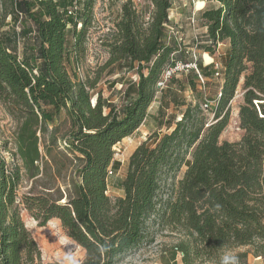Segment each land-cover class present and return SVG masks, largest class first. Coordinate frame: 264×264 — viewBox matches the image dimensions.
<instances>
[{
  "label": "trees",
  "instance_id": "1",
  "mask_svg": "<svg viewBox=\"0 0 264 264\" xmlns=\"http://www.w3.org/2000/svg\"><path fill=\"white\" fill-rule=\"evenodd\" d=\"M213 1L215 7L201 12L206 30L196 46L209 55L226 42L228 53L214 104L204 108L198 96L193 102L183 96L186 87L196 89L194 71L173 76L165 90L157 86L179 57L166 30L171 0H148L141 10L125 0L105 44L109 56L92 77L77 69L93 0H83L75 16L67 14L72 0H0V101L16 122L12 147L2 144L10 160L0 154V264H41L22 211L40 226L58 219L85 250L81 264H117L151 241L153 224L178 235L168 253L172 261L181 254L182 264L264 257V0ZM18 13L36 26L39 64L33 44L19 57L18 33L3 28L8 16L17 22ZM115 67L137 75L124 81L119 106L101 90L94 93L103 72ZM241 77L243 134L220 141ZM157 93L158 128L165 131L135 147L118 182L122 194L111 198L114 147L144 123ZM169 107L178 114H166ZM242 246L249 250L223 256Z\"/></svg>",
  "mask_w": 264,
  "mask_h": 264
},
{
  "label": "rangeland",
  "instance_id": "2",
  "mask_svg": "<svg viewBox=\"0 0 264 264\" xmlns=\"http://www.w3.org/2000/svg\"><path fill=\"white\" fill-rule=\"evenodd\" d=\"M125 0H93L91 10V22L86 29L84 50L78 63L77 73L79 76H93V72L107 60L109 54L107 52L106 42L111 39L113 25L120 15L121 5ZM136 10L142 8L148 9V0H132ZM217 4L213 0H171V8L169 9L170 24L166 26L168 39H173L179 49V57L177 60H187L193 56L201 59L202 68L207 73L202 75L203 83L198 79L196 89L191 90L186 87L183 96L187 101H195L198 96L204 104L212 105L217 97L220 81L212 75L213 67L218 66L222 70L228 53V45L226 42L217 44L213 54H206L202 49L195 47V39L198 44L204 43L205 27L200 20L201 12L207 8L215 7ZM23 18L13 23L11 17H7L4 30L8 31L14 27L18 38L15 43V51L19 57H22L26 47H32V52L36 56V63L39 64L37 46L39 42L38 33L34 23L25 15ZM80 24L77 25V30ZM30 29L31 32L23 35V30ZM29 47L27 48L29 51ZM201 68V69H202ZM200 69V71H201ZM104 71L96 90L102 91V96L108 98L116 105L121 104L119 91L124 86L127 79L136 80L137 75L133 70L121 69L115 67V70L109 75ZM184 73H178L175 78L182 79ZM108 81V82H107ZM242 82L236 88L235 95L230 102V117L228 123L220 134V141H238L243 131L238 126V106L242 103ZM168 82L163 87L167 88ZM171 85V83L169 84ZM172 86H174L172 84ZM160 93H157L156 99L148 107V115L144 123L136 129L131 135L123 138L119 144L114 147V165L112 174L108 175V195L111 198L118 197L122 191L118 188V182L124 177L127 161L139 143L145 140L150 134L158 130L165 131V126L158 128L157 108L160 105ZM205 108V106H204ZM177 113V109L169 107L166 114ZM208 122L212 120V110L207 108L204 112ZM64 115L61 114L60 118ZM16 129V122L8 113L6 106L0 101V154L6 160H10L9 154L3 149V142H8V147H12V138ZM62 129V128H61ZM190 155L187 159H190ZM185 166L177 174L175 182L180 178ZM171 182V179H168ZM21 218L25 226L30 231L32 237L36 241L41 252V264H51L58 262L61 264H81L85 257V250L79 246L74 240L67 236L66 231L61 227L58 219L49 220L44 226L38 225L27 211L21 212ZM151 241H144L136 249L130 251L126 256L121 258L117 264H177L181 263V254H177L175 261L169 257V248L177 241L178 235L170 231L168 228H162L157 224L151 227ZM249 250V247L242 246L232 249H226L223 252L224 257H232L236 254ZM247 253L246 257L238 256L234 262L227 264H264L262 261L256 263L252 261ZM252 255V254H251ZM216 264V263H203Z\"/></svg>",
  "mask_w": 264,
  "mask_h": 264
},
{
  "label": "built area",
  "instance_id": "3",
  "mask_svg": "<svg viewBox=\"0 0 264 264\" xmlns=\"http://www.w3.org/2000/svg\"><path fill=\"white\" fill-rule=\"evenodd\" d=\"M83 0H72V3L67 7V14L76 15V11L81 7ZM18 18L20 21L23 16L21 13H18ZM195 47L197 45V40L195 39ZM189 71H194L197 74V78L201 83H203L202 75L198 63L196 61V57L193 56L191 59L187 60H174L172 64H170L161 74L160 80L157 82L158 87H164L168 80L173 76H176L178 73H187ZM213 76L215 78H219L221 69L218 66L213 67ZM204 106H207L206 104ZM112 174V169H108V175Z\"/></svg>",
  "mask_w": 264,
  "mask_h": 264
},
{
  "label": "crops",
  "instance_id": "4",
  "mask_svg": "<svg viewBox=\"0 0 264 264\" xmlns=\"http://www.w3.org/2000/svg\"><path fill=\"white\" fill-rule=\"evenodd\" d=\"M248 257L250 258L251 257V259H252V261H253V263L255 262H257V261H262L263 259H262V257H254L253 255H248ZM177 264H181V263H178L177 262ZM261 264V263H260Z\"/></svg>",
  "mask_w": 264,
  "mask_h": 264
},
{
  "label": "water",
  "instance_id": "5",
  "mask_svg": "<svg viewBox=\"0 0 264 264\" xmlns=\"http://www.w3.org/2000/svg\"><path fill=\"white\" fill-rule=\"evenodd\" d=\"M263 165H264V160H263Z\"/></svg>",
  "mask_w": 264,
  "mask_h": 264
}]
</instances>
